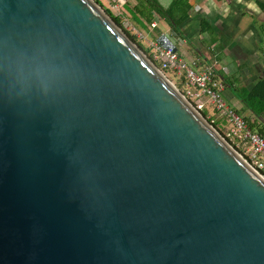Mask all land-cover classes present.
Segmentation results:
<instances>
[{
  "label": "water",
  "instance_id": "95a60500",
  "mask_svg": "<svg viewBox=\"0 0 264 264\" xmlns=\"http://www.w3.org/2000/svg\"><path fill=\"white\" fill-rule=\"evenodd\" d=\"M0 264H264V177L96 0H0Z\"/></svg>",
  "mask_w": 264,
  "mask_h": 264
},
{
  "label": "crops",
  "instance_id": "0c3cea01",
  "mask_svg": "<svg viewBox=\"0 0 264 264\" xmlns=\"http://www.w3.org/2000/svg\"><path fill=\"white\" fill-rule=\"evenodd\" d=\"M190 2L192 7L181 24V33L173 34L169 25L170 31L165 34L190 53L191 60L220 68L225 78L224 91L230 95L234 109L240 110L244 105L232 86L249 88L264 76V0ZM154 22L157 27L156 19Z\"/></svg>",
  "mask_w": 264,
  "mask_h": 264
},
{
  "label": "built area",
  "instance_id": "2783aa9c",
  "mask_svg": "<svg viewBox=\"0 0 264 264\" xmlns=\"http://www.w3.org/2000/svg\"><path fill=\"white\" fill-rule=\"evenodd\" d=\"M125 3V0H117L114 7L118 12H123ZM152 26L155 27L156 23L153 22ZM149 46V57L161 70H173L183 75L186 88L182 94L194 107L198 110L203 109L208 100L218 110H224L231 123L232 137L238 142L249 145L245 161L259 173L264 172V137L252 128L241 114L227 106L222 97L225 78L220 68L212 63H202L198 59L186 61L177 50L163 46L157 40L151 41ZM204 95H206L205 100L202 99Z\"/></svg>",
  "mask_w": 264,
  "mask_h": 264
},
{
  "label": "trees",
  "instance_id": "16d2710c",
  "mask_svg": "<svg viewBox=\"0 0 264 264\" xmlns=\"http://www.w3.org/2000/svg\"><path fill=\"white\" fill-rule=\"evenodd\" d=\"M100 5L104 4L96 0ZM192 7L190 0H171L169 4H164L161 0H136L134 4L128 0L125 3V9L131 15L134 23L140 28H146L152 25L157 17L165 19L171 26L172 33L178 35L181 33L180 27L183 21L189 16ZM108 14L124 28V30L133 38V40L142 48L143 45L138 41L130 30L123 26L121 17L113 9L104 7ZM156 27V26H155ZM235 94L242 100L243 108L236 110L243 114L249 110L251 115L245 116L248 124L256 129L264 137V76L258 79L249 88L238 89L232 86ZM261 118L263 120H261ZM264 174V172H262Z\"/></svg>",
  "mask_w": 264,
  "mask_h": 264
},
{
  "label": "rangeland",
  "instance_id": "374dc122",
  "mask_svg": "<svg viewBox=\"0 0 264 264\" xmlns=\"http://www.w3.org/2000/svg\"><path fill=\"white\" fill-rule=\"evenodd\" d=\"M100 1L104 4L103 7H108L110 9H113L115 13L121 17L123 26L126 29L130 30V33L132 35H135L137 37L138 41L145 48L142 50L148 56H149L150 42L157 40L158 36L161 33H169L170 31L169 23L161 17L156 18L157 21L156 28H154L152 25H149L146 28H140L134 23V21L131 18V15L125 9V6L123 12H118L115 9L114 4L117 2V0H100ZM127 1L128 0H125V2ZM129 1L131 2V4H134L136 2V0H129ZM176 46L178 47L177 52L181 54L186 61H190L191 54L184 51L183 47L180 44L177 43ZM162 71L164 72L165 76L171 81V83H173V85H175V87L179 91H181V93L183 92V90H185L186 82L181 73L168 69H163ZM229 96H228V92L225 91L222 92V97L226 101L227 106H230L231 108L234 109L233 101L229 99ZM202 99L205 100L206 95H204ZM199 111L210 121L211 125L215 128V130L235 149V151H237V153L241 155L243 159L247 160V154H248L247 151L249 150V145L238 142L232 137V135L230 134L231 123L228 117L226 116V114L224 113V110L223 109L221 111L218 110L214 106V104H212L207 100L205 107L203 109H199ZM245 112L251 115V112L249 110H245ZM245 112H243V114L241 113L243 117L248 116L246 114L244 115ZM261 175L264 177V174L261 173Z\"/></svg>",
  "mask_w": 264,
  "mask_h": 264
}]
</instances>
